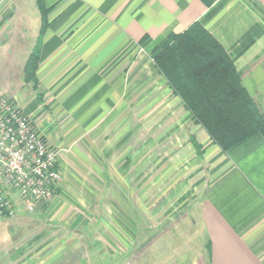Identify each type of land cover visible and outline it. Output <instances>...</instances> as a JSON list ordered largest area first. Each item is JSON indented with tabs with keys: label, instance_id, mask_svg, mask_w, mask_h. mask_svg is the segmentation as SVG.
<instances>
[{
	"label": "crops",
	"instance_id": "1",
	"mask_svg": "<svg viewBox=\"0 0 264 264\" xmlns=\"http://www.w3.org/2000/svg\"><path fill=\"white\" fill-rule=\"evenodd\" d=\"M45 5L50 10L37 44V90L23 80V66L38 39L39 24L19 71L9 75L3 68L13 55L0 57V92L13 97L52 144H62L69 132L77 135L72 145L92 138L104 124L118 122L126 107L142 106L139 87H157L156 77H161L154 62L156 49L169 34L195 21L234 59L243 86L264 114V0H45ZM12 34L2 45L15 42ZM127 87L135 89L126 97ZM159 87L168 90L164 120L151 115L148 122L152 128L164 124L166 131L172 129L164 147V154L174 160L170 167L187 153L198 168L197 149L204 162L198 169L203 182L197 188L196 210L206 239L195 256V251L188 252L177 264H264V138L256 136L222 151L168 84ZM179 121L182 128L174 125ZM57 126L62 131L56 133ZM14 199L13 218L24 222L5 228L3 221L9 218L0 214V264L6 259L5 264H32L24 259L19 238L30 220Z\"/></svg>",
	"mask_w": 264,
	"mask_h": 264
},
{
	"label": "rangeland",
	"instance_id": "2",
	"mask_svg": "<svg viewBox=\"0 0 264 264\" xmlns=\"http://www.w3.org/2000/svg\"><path fill=\"white\" fill-rule=\"evenodd\" d=\"M38 24L40 29L36 0H0V57L13 55L3 66L9 75L22 67L20 61L32 48ZM12 33L17 43L2 45ZM26 40L27 44L21 43ZM156 78L157 87H139L145 99L142 106L126 107L118 122L104 124L97 135L73 145L77 135L71 132L64 134L62 144H53L59 148L60 190L33 211L21 204L30 220L19 237L25 245L24 259L32 264H177L186 253L197 254L206 239L196 210L197 188L203 182V176L197 178L198 169L204 162L197 149V169L187 153L170 167L174 160L164 154V147L172 129L166 131L164 124L152 128L148 122L151 115L164 117L168 98L167 87H159L167 83L165 77ZM134 89L127 87L126 97ZM1 97L17 103L0 92ZM132 113L140 120L135 121ZM174 125L182 128L180 121ZM38 129L52 144L48 134ZM54 130L62 131L59 126ZM5 216L9 218L3 221L5 228H18L24 222H16L15 214Z\"/></svg>",
	"mask_w": 264,
	"mask_h": 264
},
{
	"label": "trees",
	"instance_id": "3",
	"mask_svg": "<svg viewBox=\"0 0 264 264\" xmlns=\"http://www.w3.org/2000/svg\"><path fill=\"white\" fill-rule=\"evenodd\" d=\"M41 26L23 66V80L37 90V44L47 28L50 7L36 0ZM154 62L172 94L180 99L194 123L222 151L261 136L264 114L242 84L234 59L203 25L195 21L180 33L169 34L156 49Z\"/></svg>",
	"mask_w": 264,
	"mask_h": 264
},
{
	"label": "built area",
	"instance_id": "4",
	"mask_svg": "<svg viewBox=\"0 0 264 264\" xmlns=\"http://www.w3.org/2000/svg\"><path fill=\"white\" fill-rule=\"evenodd\" d=\"M58 147L23 108L0 98V214L16 213L15 196L30 212L60 190Z\"/></svg>",
	"mask_w": 264,
	"mask_h": 264
}]
</instances>
